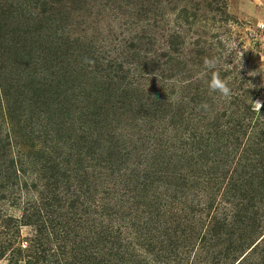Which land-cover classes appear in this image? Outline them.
I'll return each instance as SVG.
<instances>
[{"label": "rangeland", "instance_id": "obj_1", "mask_svg": "<svg viewBox=\"0 0 264 264\" xmlns=\"http://www.w3.org/2000/svg\"><path fill=\"white\" fill-rule=\"evenodd\" d=\"M50 3L54 10L43 13L41 0H0V66H3L0 68V138L4 139L7 132L15 141L11 156L19 150L23 172L12 187L8 185L0 191V194H6L0 198V224L11 216L15 225L20 226L21 237L29 236L37 222L32 220L28 221L31 224H24L27 221L23 216L29 211L26 201L37 200L39 194L48 200L61 199L50 208L54 220L57 218L55 213L69 210L66 202L70 198L80 199L82 194H90L88 205L90 209L95 208L92 204L98 192L90 185L87 189L82 181V170L92 176L91 169L88 166L83 169L75 161L66 163L63 155L69 159L66 153L70 152L71 141L68 140L74 139L76 143L80 121L85 122L82 113L97 96L106 99L107 108L111 107L108 121H113L116 134L121 132L126 142L132 140L131 146L135 142L139 147L132 150L134 153L148 151L151 137L164 139L175 135L168 155L172 160L180 158L174 164L177 165L176 174H181L183 179L175 183L181 186L176 194L187 196L182 201L184 205L201 209L207 202L212 205L211 210L217 207L227 210L232 203L226 202L224 196L233 202V195L248 194L255 210L264 212V161L259 163L253 154L258 148L249 142L253 130L247 126L243 134H236V139L228 136L226 140L223 135L212 144L204 140L205 136L198 139L205 131L218 133L222 126L221 130H224L228 120L236 119L231 115L233 107L229 102L240 99L251 104L256 112L263 111L256 105L258 101L264 104V0H52L48 1ZM17 35L26 50L21 48L14 54L9 39ZM169 35L173 36L171 54L174 62L170 81L161 82L159 68L148 66L144 56L168 51ZM56 41L62 43V49L57 53L66 52L57 59L56 66L72 69L68 82L74 93L62 107L56 103L62 99L58 96L50 109L53 118L55 115L62 118L64 114L60 111L65 109L73 120L69 133L63 131L61 141L52 139L50 150L44 152L38 150L42 147L41 138L35 139L37 134L28 133L39 115L28 82L33 79L56 88L50 81L54 78L51 73L59 74L50 65L56 62L51 61L50 53L57 50ZM27 51L28 56L25 55ZM104 53L126 60V66L134 67L136 71L127 79L118 78L114 84L109 82L112 86L109 93L103 90L98 94L97 88L103 82L99 56ZM28 58H31L29 62L26 61ZM206 59L214 60L215 68L208 69L204 63ZM214 72L227 82L231 90L228 97L210 90ZM122 89L128 94L134 92L138 99L131 111L120 107L125 101L120 102ZM248 90L254 95L250 96L252 92L248 93ZM168 91L172 92L173 103L179 105L176 119L189 113L185 124L180 123L176 129L168 126L167 118L158 115L155 121L146 123L143 118L147 110L139 106L155 96V92L166 94ZM59 93L64 96L61 91ZM132 114L137 118L131 121L128 117ZM236 116L238 118L239 114ZM43 120L44 124H49ZM149 127H152L151 131L147 129ZM139 128V132L149 135L143 138L138 134ZM41 129H45L44 126ZM67 134H71L70 139L66 138ZM139 137L141 139L136 140ZM206 143L210 145L207 148L203 147ZM195 147L202 149L195 150ZM52 149L62 155L61 162L44 160L49 156L46 152L50 153ZM155 152L160 159V152ZM134 161L137 162V158L131 162ZM103 189L112 191L106 185ZM175 202L173 209L169 204L163 206V210L180 220L188 216L190 226L196 231L206 226L208 209H202L203 213L192 212L178 198ZM196 203L199 206H195Z\"/></svg>", "mask_w": 264, "mask_h": 264}, {"label": "trees", "instance_id": "obj_2", "mask_svg": "<svg viewBox=\"0 0 264 264\" xmlns=\"http://www.w3.org/2000/svg\"><path fill=\"white\" fill-rule=\"evenodd\" d=\"M48 1L52 0H41L43 13L54 10L53 4H48ZM172 39L173 36L169 35L166 41L168 51L153 52L151 56H144L148 66L159 68L161 82L171 79L174 62L171 54L174 50ZM9 41L14 54L21 48L23 51L26 50L25 45L20 44L22 40L18 35L11 37ZM61 44L56 41L57 50L50 52L51 61H56L50 65L59 73L58 75L51 73L54 78L50 81L56 88L53 86L51 88L50 83H38L33 79L28 82V88L39 112L28 133L37 134L35 139L41 138L39 141L42 147L38 150L44 152L50 150L52 139L61 141L63 131L69 133L68 129L72 127L73 118L67 116L65 109L60 111L64 114L62 118L57 115L53 118L50 109V105H53L58 96L62 99L56 103L62 107L74 93L73 86L68 82L72 69L67 66H56L57 59L66 55V52L57 53L62 49ZM28 52L25 55L28 56ZM29 59L31 58L26 61L29 62ZM99 59L101 60L99 71L103 82L100 88H97L98 94L103 93V90L109 93L112 88L109 82L114 84L118 78L127 79L136 71L134 67L126 66V60L117 59L109 54L104 53ZM42 86L50 87L45 89ZM62 86L64 90L60 89ZM125 90L122 89L120 92L122 97L120 102L125 100L120 107L131 111L138 99L134 92L128 94ZM60 91L64 96L60 95ZM247 92H252L250 96L254 95L253 91ZM50 93L55 95L54 99ZM171 93L155 92V96L149 101L139 104L147 110L143 118L146 123L155 121V116L158 115L162 119L167 118V124L171 129H176L180 123L185 124L189 119V113L176 119L179 115V105L173 103ZM105 103L106 99H101L100 96L90 100L88 108L85 107L86 112L82 113L85 122L80 121L76 143L74 139L68 140L71 141L70 152L66 153L69 159L66 160L63 155L66 163L75 161L80 163L81 168L88 166L91 169L92 176H89L85 169L82 170V181L87 189L92 186L93 191L102 194L101 196L96 194L92 204L95 208L90 209L88 205L90 194H82L83 197L80 199L75 197L70 198L68 202L65 201L69 210L55 213L57 218L54 220L50 208L54 203L60 202V198L53 197L48 200L46 196L39 194L37 200L32 202L27 200L29 211L27 210V214L23 216L27 221L24 224H31L28 221L32 220L37 224H34V230L29 236L22 238L20 226L15 225L13 217L7 216L3 219V223L0 224V264H264V212L262 213V209L255 210L252 198L248 194H238L239 196H232L234 197L232 202L226 200L228 196H224L226 202L232 203L231 208L227 210L221 209L222 207L211 210L212 205L207 202H204L201 209L190 208L189 204L184 205L182 201L187 199V196L176 194L181 186L175 183L183 179L181 174H176L178 172L174 164L180 158L172 160L171 155H168L173 147L171 139L175 138V135L165 136L164 139L151 137L149 144L151 147L147 149L151 154L148 151L140 152L143 150L134 153L132 150L139 147L135 142L131 146L132 140L126 142L121 132V136L116 134L112 128L113 121H108L111 107L107 108ZM229 105L233 107L231 115L233 114L236 119L228 120L224 130H221L223 126L220 127L219 132L223 134L217 131L213 133L212 130L205 131L200 135L201 138L197 135L198 139L205 136L204 140L212 144L225 135L226 140L228 136L234 140L238 132L243 134L249 126L253 130L249 142L252 143L251 146L258 147L253 154L258 157V162L262 163L264 104L261 107L263 111L259 113L251 104L240 99L229 102ZM236 114H239L238 118ZM128 118L132 121L137 117L132 114ZM253 118L254 122L250 125ZM43 119L49 124H44ZM258 119L261 121H257ZM43 126L45 129L42 130ZM147 129L151 131L152 127ZM139 131L141 128L138 134L143 138L149 135ZM70 135L67 134L66 138L70 139ZM138 139L141 138H136ZM14 142L7 132L4 139L0 138V191L8 185L12 187L23 173L19 150L11 156ZM208 143L203 147H209ZM199 149L202 148L195 147V150ZM155 151L160 152V159ZM52 152H46L49 156L44 160L61 162L62 155ZM133 158H137V162H131ZM103 184L110 186L112 191L104 190ZM163 185H166V188ZM183 186H186V183ZM5 195L0 194V198H4ZM177 198L184 207L190 209L189 211L203 213L202 209H208L205 217L209 219L204 228L196 231L190 226L188 216L180 220L178 216L173 218L169 215L168 210L167 212L163 210V206L169 204L173 209L172 204L177 203L175 202ZM195 206H199V203Z\"/></svg>", "mask_w": 264, "mask_h": 264}, {"label": "clouds", "instance_id": "obj_3", "mask_svg": "<svg viewBox=\"0 0 264 264\" xmlns=\"http://www.w3.org/2000/svg\"><path fill=\"white\" fill-rule=\"evenodd\" d=\"M204 63L208 69H213L216 66L214 60L206 59ZM209 88L211 91H214V92L218 91L224 97H228L231 94V90L227 82L220 79L218 73H215V72L213 73V77H212V80L210 81ZM256 106L257 108L262 107L261 102L258 101Z\"/></svg>", "mask_w": 264, "mask_h": 264}]
</instances>
